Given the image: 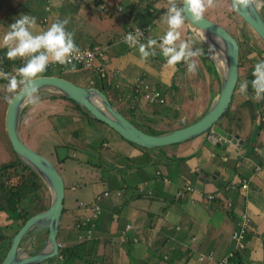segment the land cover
<instances>
[{
    "label": "crops",
    "instance_id": "crops-1",
    "mask_svg": "<svg viewBox=\"0 0 264 264\" xmlns=\"http://www.w3.org/2000/svg\"><path fill=\"white\" fill-rule=\"evenodd\" d=\"M19 1L22 0L1 3L0 38L20 14L37 18L36 32L46 30L57 17L73 19L66 27L74 32L76 45L80 49L92 46L103 51L95 66L108 76L110 90L106 97L113 101L115 109L121 106L138 116L148 114L151 108L158 113L153 119L174 123L188 122L190 118L195 121L218 91L217 73L214 75L201 57L198 71L193 75L184 62L174 68L167 65L161 55L158 57L159 49L156 56L144 61L137 48H126L121 41L122 33L134 27L148 28L141 42L162 36L167 31L165 0H128L123 1L124 5L120 0H36L43 2L42 15L36 13L40 9L31 6H38L37 2L23 7ZM98 4L103 11L95 9L99 16L92 17L90 13L93 14L92 9ZM107 7L120 13L121 18L109 14L103 19ZM65 11L70 15L61 16ZM44 18L42 28L40 23ZM183 28L181 39L194 37L186 24ZM151 30L156 33L155 37L148 33ZM196 46L204 48L199 42ZM2 51L6 53L0 47ZM96 69L87 72L85 87H98ZM140 84L158 91L163 103L147 106L139 96L135 97V88ZM251 102L246 95L235 94L227 116L221 119L223 127L217 128L220 133L211 129L210 133L193 140L145 151L131 146L101 123L87 121L78 114L69 118L68 113L65 124L73 127L79 122L81 133L78 134V128L73 129L76 137L72 138L69 131L60 128L57 132L63 139L62 145L67 144L66 151H71L82 142V152L95 157L93 163L84 161L93 167L87 179V185L92 188L91 199L100 198L97 202L100 215L88 243L94 242L93 257L97 251L101 255L109 254L110 264H219L233 253L238 256L239 264H264V127L257 118L263 108ZM62 103H59L60 110L65 112L67 105ZM162 106L166 109L161 112ZM81 134L86 139L78 138ZM226 135H236L242 145L236 149L229 144L221 150L210 140L212 136L216 142L220 138L224 140ZM89 139L92 140L88 142ZM105 147L110 150L108 157L100 155ZM155 171L167 176L169 184L155 179ZM94 172L96 176L92 179ZM243 182L246 189L241 190ZM185 184L192 187V193L177 198V190ZM208 196L214 198L208 200ZM89 198L86 200L90 201ZM243 214L249 219V228L243 249H237L230 236ZM126 225L131 228L124 231ZM63 246L67 245L63 242Z\"/></svg>",
    "mask_w": 264,
    "mask_h": 264
},
{
    "label": "water",
    "instance_id": "water-1",
    "mask_svg": "<svg viewBox=\"0 0 264 264\" xmlns=\"http://www.w3.org/2000/svg\"><path fill=\"white\" fill-rule=\"evenodd\" d=\"M231 3L232 0H229L232 12L264 44V19L260 9L257 12L250 9V14L246 15L243 11L238 13L233 10ZM185 24L195 36L198 29L190 22ZM199 28L205 30L207 36V43L202 45L207 49L209 44L215 45L223 57L224 68H219L214 58H208L218 76V91L205 112L190 124H187L185 120L179 121L177 129L150 135L136 128L127 118L123 117L98 88H82L60 77L42 75L39 81L40 92L72 101L85 111L89 118L103 124L124 141L146 150L193 140L200 135L210 133L212 126L220 120L229 107L238 77V41L220 25L205 17ZM24 105L10 106L7 103L3 119L4 132L14 156L27 166L47 189L49 203L47 208L30 216L10 238L7 251L0 264H39L57 257L59 251L56 237L63 209V179L47 158L37 154L20 140L18 124H20L19 117ZM210 140L214 142L215 138L212 136ZM229 144L238 149L242 142L236 135H226L224 140L220 138L214 142V146L221 150ZM42 231H46V235L38 248L30 249L31 244L20 246L22 240L29 241Z\"/></svg>",
    "mask_w": 264,
    "mask_h": 264
},
{
    "label": "clouds",
    "instance_id": "clouds-1",
    "mask_svg": "<svg viewBox=\"0 0 264 264\" xmlns=\"http://www.w3.org/2000/svg\"><path fill=\"white\" fill-rule=\"evenodd\" d=\"M215 4L216 0H167L168 6L165 12L167 31L162 36L141 42L144 34L136 27L133 32L125 35L124 41L130 48H137L144 61L156 56L158 48L167 65L174 68L184 62L187 71L195 75L200 57L207 55L209 58H215L220 54L215 45L209 44L207 54L203 47L196 46L197 42L200 45L207 43L205 30L200 29L199 25L204 21L205 12L215 7ZM231 7L236 12L243 11L247 15L250 14V9L255 12L264 9V0H232ZM186 22H190L198 32L194 37L181 39L180 30ZM69 23L68 18L57 17L46 30L36 32L37 18L29 14H20L14 22L8 24V30L0 38V47L6 49L7 59L23 60L14 75L0 70V79L7 80L5 88L9 95L4 99L10 106L20 104L35 106L41 102L39 81L50 63L70 65L68 70L76 71L73 59L80 58L82 53L75 43L74 32L66 27ZM252 77L250 82L244 80L240 83V94L247 95L250 85L255 98H264V59L254 64ZM127 230L124 227V231ZM89 242L75 240L73 243Z\"/></svg>",
    "mask_w": 264,
    "mask_h": 264
},
{
    "label": "rangeland",
    "instance_id": "rangeland-1",
    "mask_svg": "<svg viewBox=\"0 0 264 264\" xmlns=\"http://www.w3.org/2000/svg\"><path fill=\"white\" fill-rule=\"evenodd\" d=\"M10 4H13V0H8ZM113 0H111L112 2ZM119 1V0H117ZM121 4L123 3V1H128V0H120ZM162 2H164V0H161ZM228 0H216V4L215 7L213 8H209L205 14L204 17L209 19L210 21L220 25L222 28H224L231 36H233L235 38V40L238 41V43H240L241 45V50L245 51L248 50L247 46H256L259 44V41H257L256 38H254V40L250 39L252 38V33H250V31H248V28L245 26V24L235 15L232 14L231 12V8L229 6V4L227 3ZM3 0H0V6H2ZM29 2H37V5H31L34 9H40L38 11H36V13L38 15H42L41 11L43 10V2L42 1H36V0H22L19 1L18 3H20V6L22 5L23 7L29 6L30 3ZM17 5V2H16ZM124 5V4H122ZM167 5V3H166ZM141 6V5H140ZM168 6V5H167ZM106 8V7H105ZM92 13H90V15H92V17H96L99 16L94 9H92ZM121 10V9H120ZM119 11V10H118ZM261 11V15L264 19V9H260ZM106 13L103 14V19L105 18V15H118L121 18V14L117 13L114 11L113 8H109L107 7V10L105 11ZM66 13V14H63ZM69 12H61V16H65L68 15ZM45 15V13H44ZM70 15V14H69ZM96 15V16H95ZM40 17V16H38ZM42 17V16H41ZM45 17V16H43ZM45 19V18H44ZM69 21H73V19H69ZM46 22V19H45ZM72 23V22H71ZM156 25L158 27L157 22H155ZM180 31H184V28L182 27V29ZM125 32V31H124ZM123 32V33H124ZM123 33L120 37L123 36ZM148 33H150L153 37L156 36V33H152V30L149 31ZM193 34V33H192ZM147 38V36H146ZM206 53L208 51L207 48H205ZM156 51H158V48L156 49ZM264 54V53H263ZM160 57V54L159 56ZM208 57V56H207ZM209 58V57H208ZM162 60H160L161 62ZM200 64L198 63V66ZM243 66L245 67L246 64L244 63ZM243 67V68H244ZM243 68H240L238 70V74L242 73ZM50 74H55V72L53 71H49ZM13 72H11L10 74H12ZM104 73V70L101 71V74ZM56 76V74H55ZM60 77L68 82H70L71 84H74L76 86L79 87H85L86 86V79L89 77L87 75V71H80L77 73H72V72H68L67 70L62 71V73L60 74ZM209 83V82H208ZM133 87V85H132ZM214 90H216L217 88L214 87ZM110 90L107 89L105 90L106 93ZM217 94V93H216ZM214 94V95H216ZM8 95V92L6 91L5 87L0 88V165L2 164H6L12 160H14V156L12 155V153L9 150L8 144H7V139H6V135L4 132V126H3V119H4V113H5V109H6V105L7 102L4 99V97ZM41 95V103H39L38 105H27L25 104L23 106V110H24V116H23V120L19 121L20 124H18V127L20 125V127L18 128L19 130V138L20 140L27 145L30 149H32L33 151H35L37 154L47 158L51 163H53L56 167H57V171L59 172V174L61 175L62 179H63V183H64V200H63V207L64 208H68V209H73L74 213H77L76 210H74V208L76 207V204L78 202H83V201H88L86 199L89 200L91 198H93V195L91 196L90 192L92 190V188L90 186L87 185L88 183V177H90L91 171L93 167H90V165H86L84 164V161L88 159V162H95V157L89 155H86L83 151L84 149V144L81 142L80 145H76L77 149L75 150H71V151H66V149H64L63 145H62V141L63 139L61 138V136H59L58 132L55 129H59L60 128V121L62 119V117L65 118V120L63 121L64 123H67V118L66 115H68V113H70L69 118H71L72 116H77V114L79 115L78 117L81 116V114H79L75 109H73V106L65 101L59 100V99H43L45 97H49V94L45 93V92H40ZM46 100V101H45ZM111 101V100H110ZM64 102L62 104L67 105L64 106L65 109H67L65 112H62L60 110V106L59 103ZM113 102V101H111ZM254 105V102H251ZM48 104V105H46ZM161 105V104H159ZM51 106V108H50ZM56 107V108H55ZM147 108V107H145ZM162 111H165L166 107L162 106L159 107ZM256 108V107H255ZM150 109V110H149ZM149 112L153 109L149 108ZM117 110L119 111V113H122L123 115H125L124 117H126L127 119H129V121H131L130 119V112H126L121 106H117ZM257 110V108H256ZM64 113V115H62V113ZM148 113V112H147ZM121 114V115H122ZM136 114V113H134ZM154 118H157L156 116H152ZM224 119V118H223ZM140 120H142L141 118H137L134 120V123H139ZM73 120L71 119L70 122H72ZM194 122L193 119H188V122H186L187 124H190ZM163 123L162 125L157 126L158 128H162V129H166V128H170V129H176L178 128L177 123H174V121H168L167 119H163ZM63 125V124H62ZM55 127V129H54ZM63 129H65L66 131H70L73 130V128H78V134L81 133L80 129H79V125H74L72 126H66L63 125L62 126ZM223 127V121L219 120L218 122H216L213 126L212 129L215 130L216 132L220 131L217 128H222ZM155 128V127H153ZM87 136H89V132L87 131ZM70 134V133H69ZM78 138H82L83 140L86 139L84 134H81L78 136ZM92 139H89L88 142H90ZM71 142H74L73 140H71ZM75 143V142H74ZM93 145H96L93 144ZM88 148V147H86ZM85 148V149H86ZM171 148V147H169ZM71 157L73 159V161H71L68 156ZM66 157L67 160L64 162H59L58 160L61 159L62 157ZM81 162V163H77V162ZM256 169V168H255ZM94 176H96L95 172L92 176V179L94 178ZM25 178H28L25 177ZM19 179V178H18ZM97 179V178H95ZM71 188H74V190H72ZM35 198H38L39 200H42L43 205H47L49 203V194L47 189L44 187H40V190L34 195V196H27L24 203H26L28 205V209H31V203L33 202V200ZM26 205V206H27ZM24 206V204H23ZM39 208V207H38ZM47 208V207H46ZM7 225V221L4 219V217H0V232L2 233L3 236L5 237H11L13 234V230L8 228L6 229L5 226ZM71 226V220H70V213L68 215H64L60 217V221H59V228H58V235L56 237V240L58 242H60V248H63V242L64 244H66L67 246L72 245V241L76 240V234L74 232H72L71 230L68 231V228ZM63 227V229H62ZM62 229V230H61ZM67 231V234H64V232ZM45 232L42 231L40 232L38 235L33 236L29 241H27V239H24L20 242V246L23 245H30V244H40V242H42L45 238ZM72 242V243H71ZM90 245V244H88ZM88 247V246H87ZM0 257H1V250H0ZM39 264H83L79 261H65L62 262L60 257H54L51 258L49 260H46L44 262H41Z\"/></svg>",
    "mask_w": 264,
    "mask_h": 264
},
{
    "label": "trees",
    "instance_id": "trees-1",
    "mask_svg": "<svg viewBox=\"0 0 264 264\" xmlns=\"http://www.w3.org/2000/svg\"><path fill=\"white\" fill-rule=\"evenodd\" d=\"M165 2L167 3V0H165ZM227 3L229 4V0L227 1ZM98 6H101V5L98 4L96 6V8ZM117 8H119V7H117ZM147 9H149V8H147ZM120 11H122V10H120ZM231 12H232V10H231ZM232 14L235 15L233 12H232ZM44 23H45V20L43 19L40 23L42 28L44 27ZM248 31H250L249 28H248ZM250 33H252V32L250 31ZM252 35L253 36L250 39V41L254 40V38H256L257 41H259L258 45L247 46L248 50L243 51V50H241V45L239 43L238 70L240 68L244 67L243 66L244 63L246 64V66L243 68L242 73L238 74L237 82H236L232 97L235 94H240L239 87H240L241 82H243L244 80H248L250 82L253 79L252 71H253L254 64L257 61L264 59V54H263L264 53V44L253 33H252ZM142 40H143V38H142ZM92 48H94V47H92V46L88 47L89 50ZM126 48H130V47H126ZM102 57H103V51H102L100 57H95V60H94L93 65L91 67H85V66H82L81 64L73 63V64H75V67H76V71H74V72L68 70L71 66H67L65 68L64 66H57L56 63H50L47 71L43 75L44 76H55V74H56V77H60V74L64 70H67L68 72H72V73H77V72L84 71V70H86L87 72H89V71L93 72L96 69L95 63L97 61L101 60ZM201 60L205 61L204 64H208L210 67L209 69H211L213 71L214 75H216V72L213 69V65L210 62V60L208 59L207 55L202 56ZM22 63H23V60L20 61V59L16 60V61H11V60L6 58L4 51L0 52V70H3L4 72H7V73H11L14 70H16V68L21 66ZM97 70L98 69H96V71ZM49 71H53V72H55V74L52 75V74H50ZM97 75H98V77H97L98 87L97 88L105 96H107L105 90L109 89V87H110V82L108 81V76H106V74H104V73L101 74L100 71H97ZM6 84H7L6 80L0 79V88L5 87ZM8 95H9V93H8ZM137 95L138 94L134 92V96L136 97ZM252 95H253V92H252L251 86L249 85L248 94L246 96L249 97V99L251 98V101L253 102ZM43 99H46V100L47 99H59V100L65 101V102L71 104L73 106V109H75L79 114L83 115L84 119H87V121H93L95 123H99V122L89 118L87 113L85 111H83L82 109H80L72 101L66 100L64 98H57L54 96L45 97ZM109 102L112 105V102L111 101H109ZM158 106H160V105L158 104ZM254 106H256V104ZM260 108H263V110H264V100L261 102ZM228 109L229 108H227L225 113L220 117V120L227 116ZM129 112H130L129 115H131L130 116V119H131L130 122L136 128L144 131L147 134L158 135V134H162V133L168 132L170 130H173L170 128L162 129V128L157 127V126L162 125L164 123H163V120H161L160 118H158V119L152 118V116L158 115V113H156V111H154V110H151L146 115H138V116H137V114L133 113V110H130ZM258 113H260V111H258ZM24 114H25L24 110L22 109V111L20 113L19 121L22 120ZM120 114H122V113H120ZM122 116L124 117L125 115L122 114ZM137 118H141L142 120H140L139 123H134V120ZM257 118L259 119L258 116H257ZM64 120H65V118H63V121ZM76 123H77V125L79 124V122H76ZM60 124H61L60 128H63L62 126L66 125L64 122L62 125V121H60ZM153 127H155V128H153ZM54 129H55V127H54ZM59 129H55V130L58 131ZM73 129H75V128H73ZM69 133H70V136L72 138L76 137V130H70ZM7 144H8L10 152L12 153L8 142H7ZM101 144L102 143L100 142L99 147L101 146ZM128 144H130V143H128ZM130 145L135 147V148H138L140 150H143V151L146 150V149L137 147L133 144H130ZM63 147H64V149H66L67 144H64ZM109 153H110V150L105 147L100 152V155L108 157ZM12 155L14 156L13 153H12ZM66 160H67L66 157H62L58 161L64 162ZM110 160L111 159H109V161ZM111 163H112V166H115L113 164V162H111ZM27 176H28V178H25ZM40 187H44V185L40 181V179L32 171H30V169L27 166H25L23 163H21L15 156H14V160H12L6 164L0 165V217H4V219L7 221V225L5 226V228L6 229L10 228L13 230L12 236L24 224V222L30 216H32L33 214H35L37 212L44 210L47 207V205H43L42 200H39L38 198H35L33 200V202L31 203L32 204L31 209H28V205L26 203H24L25 202L24 199H26L27 196H34L40 190ZM71 189L74 190V188H71ZM98 201H95V198H94L93 200L91 199L90 201L78 202L76 204V207L74 208V210H76L77 213H74L73 209L71 210V209L63 207L62 212H61V216L68 215L70 213L71 226L68 228V231L71 230L72 232H74L77 235L80 233H85L86 230L90 229L91 233L94 234L96 222H97L99 215H100V208H99L100 206H99V203H97ZM23 204H24V206H23ZM95 207L97 208V214L94 212ZM76 225H78V228H75ZM90 226H92V227H90ZM62 229H63V227H62ZM44 232L46 234V231H44ZM64 234H67V231H65ZM245 236H247L246 233L244 234V237ZM10 238L3 236L2 233L0 232V250H1L0 261L2 260V258L4 257V255L7 251ZM57 243L60 244L58 241H57ZM92 244H94V242L91 243L90 245H88V243H77V244H72L69 246H63V248H59L57 257H60L62 262L73 260V261H79L83 264H110L109 254L101 255L102 253L99 254L96 251L95 255L93 257V248L94 247L92 246ZM38 246H39V243L33 244V248H36ZM98 254H99V259L97 257ZM233 256L235 259V260H233V263L239 264L240 260L237 258L238 256H236L235 254H233Z\"/></svg>",
    "mask_w": 264,
    "mask_h": 264
},
{
    "label": "built area",
    "instance_id": "built-area-1",
    "mask_svg": "<svg viewBox=\"0 0 264 264\" xmlns=\"http://www.w3.org/2000/svg\"><path fill=\"white\" fill-rule=\"evenodd\" d=\"M117 9L120 11V8H117ZM96 11L102 12L103 7L98 6L96 8ZM135 28L136 27L128 29L123 33V36L121 37V41L123 42L125 47H129V45L124 41L125 35L129 32H133L135 30ZM138 28L141 30V32L145 36L146 32L148 31V28L147 27H145V28L138 27ZM142 38H141V40H142ZM80 50L82 53L81 57L77 58V59H73V63L81 64L82 66H85V67H91L93 65L94 60H95V57H100L101 53H102V50L100 48H92L90 50L86 48V49H80ZM89 53H90V55H89ZM56 64H57V66H64L65 68L67 67L65 65H60L58 63H56ZM68 66H70V65H68ZM100 73H101V71H100ZM12 74L13 75L16 74V70H14ZM135 93L138 94L137 97L139 96L143 100L145 105H147V106H152V105H156V104L158 105V104L163 103V99H162L160 93L154 89L152 90L146 84L137 85V87L135 88ZM252 100L258 107H261V102L264 99L263 98L257 99L254 97V95H252ZM258 122L264 127V110L260 111ZM211 157H214V155L211 154ZM222 160H225V158L222 157ZM257 170H258V168H257ZM153 177L157 180H161L165 184H169L168 178L163 177L161 175V173L158 171L154 172ZM240 189L241 190L246 189V182H243L241 184ZM191 193H192V187L188 184H185L183 187H181L179 190H177L176 196H177V198H183V197L189 196ZM104 196H106V194H104ZM213 198L214 197H212V196L207 197L208 200H211ZM99 199L100 198H96V201H98ZM94 212L97 214V208L96 207L94 208ZM248 226H249V219L246 216V214L240 215V221L236 225L234 231L232 232V234L230 236L231 239L235 242L237 249H243L244 234L248 230V228H249ZM90 227H92V226H90ZM75 228H78V225H76ZM129 228H130V226H128V225L125 226V230H127ZM91 234L92 233H91L90 229L86 230L85 233L77 234L76 235V241L77 242L90 241ZM207 258L210 260L211 256H207ZM199 260H202V257H200ZM232 260H234V256H233V253H230L219 264H233Z\"/></svg>",
    "mask_w": 264,
    "mask_h": 264
},
{
    "label": "bare ground",
    "instance_id": "bare-ground-1",
    "mask_svg": "<svg viewBox=\"0 0 264 264\" xmlns=\"http://www.w3.org/2000/svg\"><path fill=\"white\" fill-rule=\"evenodd\" d=\"M214 59H215V62L217 63V66L219 68L223 69L224 68V62H223V57H222L221 53L218 56H216Z\"/></svg>",
    "mask_w": 264,
    "mask_h": 264
},
{
    "label": "flooded vegetation",
    "instance_id": "flooded-vegetation-1",
    "mask_svg": "<svg viewBox=\"0 0 264 264\" xmlns=\"http://www.w3.org/2000/svg\"><path fill=\"white\" fill-rule=\"evenodd\" d=\"M30 249H36V248H38V247H36V248H33V244L32 245H30V247H29Z\"/></svg>",
    "mask_w": 264,
    "mask_h": 264
}]
</instances>
